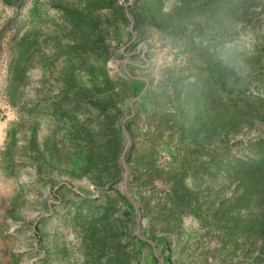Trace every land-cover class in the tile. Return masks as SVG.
<instances>
[{"label":"rangeland","instance_id":"rangeland-1","mask_svg":"<svg viewBox=\"0 0 264 264\" xmlns=\"http://www.w3.org/2000/svg\"><path fill=\"white\" fill-rule=\"evenodd\" d=\"M0 264H264V0H0Z\"/></svg>","mask_w":264,"mask_h":264}]
</instances>
